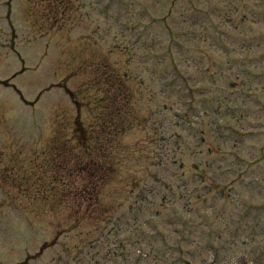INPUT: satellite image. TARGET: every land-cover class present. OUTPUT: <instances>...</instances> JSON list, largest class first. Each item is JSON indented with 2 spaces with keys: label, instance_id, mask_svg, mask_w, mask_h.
Segmentation results:
<instances>
[{
  "label": "rangeland",
  "instance_id": "1",
  "mask_svg": "<svg viewBox=\"0 0 264 264\" xmlns=\"http://www.w3.org/2000/svg\"><path fill=\"white\" fill-rule=\"evenodd\" d=\"M53 1L0 0V264H264V0Z\"/></svg>",
  "mask_w": 264,
  "mask_h": 264
}]
</instances>
